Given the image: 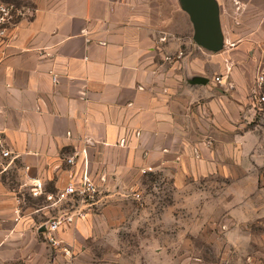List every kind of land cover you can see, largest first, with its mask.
Listing matches in <instances>:
<instances>
[{
    "label": "crops",
    "instance_id": "1",
    "mask_svg": "<svg viewBox=\"0 0 264 264\" xmlns=\"http://www.w3.org/2000/svg\"><path fill=\"white\" fill-rule=\"evenodd\" d=\"M28 1L0 41V133L16 155L0 174V264L31 260L41 235L27 203L14 222V191L28 196L35 179L54 191L84 169L105 178L182 162L209 122L229 128V95L210 80L224 67L176 27L158 34L152 0Z\"/></svg>",
    "mask_w": 264,
    "mask_h": 264
},
{
    "label": "rangeland",
    "instance_id": "2",
    "mask_svg": "<svg viewBox=\"0 0 264 264\" xmlns=\"http://www.w3.org/2000/svg\"><path fill=\"white\" fill-rule=\"evenodd\" d=\"M185 1L180 16L177 0H152L151 21L158 34L176 27L194 41L195 22ZM199 2L208 12L205 19H196V26L211 25L214 40L208 46L194 41V47L225 69L210 80L219 85L215 77H223L231 106L229 128L222 135L219 124L209 122L200 129L191 155L182 162H155L145 173L115 167L104 178L96 167L90 175L98 189L96 205L55 233L56 244L41 233L31 260L24 257L17 264H264V101L258 100L264 95V79L259 81L264 74V0ZM0 4L11 7L12 15L9 22H0L4 42L32 4ZM199 78L206 82L198 84L208 82ZM25 198L29 208L43 203ZM59 210L70 208L61 205ZM41 212L35 213L37 222L58 209Z\"/></svg>",
    "mask_w": 264,
    "mask_h": 264
},
{
    "label": "built area",
    "instance_id": "3",
    "mask_svg": "<svg viewBox=\"0 0 264 264\" xmlns=\"http://www.w3.org/2000/svg\"><path fill=\"white\" fill-rule=\"evenodd\" d=\"M10 8L11 7L0 4L1 23H7L12 19ZM3 33L4 30H0V34ZM222 79L223 77H215L219 85L224 88ZM263 79L264 74L261 73L259 81H263ZM258 100L264 101V95L259 97ZM77 156V153L67 156L65 159L66 164L74 166ZM15 158L16 155H13L12 151L6 147L2 133H0V174L9 172L14 166ZM26 169L27 167H25V170ZM143 172L145 171L143 170ZM28 186L29 190L27 197L43 202L41 205L34 208V213L43 212L45 209H58L56 214L49 216L36 225V228H39L43 224L45 225V230L41 233L53 244L57 243L55 233L65 229L68 225L74 223L76 219L82 218L85 215V211L95 206L98 200L97 186L88 175L86 169H84L82 175L78 178L74 176L73 172L69 173L67 182L57 187L54 191L46 190L44 183L37 179L30 182ZM13 199V220L17 223L24 217L23 205L26 203V198L20 191H14ZM61 205H69L70 210H59Z\"/></svg>",
    "mask_w": 264,
    "mask_h": 264
},
{
    "label": "water",
    "instance_id": "4",
    "mask_svg": "<svg viewBox=\"0 0 264 264\" xmlns=\"http://www.w3.org/2000/svg\"><path fill=\"white\" fill-rule=\"evenodd\" d=\"M186 9L190 13L191 18H193L195 22V29L196 33L194 36V41L198 45L202 46H208L212 44L214 40V32H213V27L211 25H201L200 23H197L196 26V19H205L208 10L206 9V6L201 4L199 0H186ZM195 83H205L206 79L198 78ZM45 230V225H41L38 228V232H43Z\"/></svg>",
    "mask_w": 264,
    "mask_h": 264
}]
</instances>
